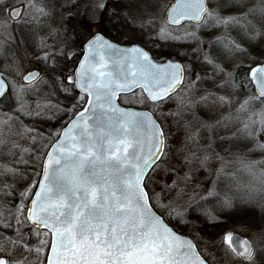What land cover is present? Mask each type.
<instances>
[{
  "label": "snow or ice",
  "instance_id": "snow-or-ice-1",
  "mask_svg": "<svg viewBox=\"0 0 264 264\" xmlns=\"http://www.w3.org/2000/svg\"><path fill=\"white\" fill-rule=\"evenodd\" d=\"M66 2L68 7H75V0ZM116 2L120 3V9L112 10L113 22L119 25L123 21L133 26L137 37L114 42L99 27L105 23L103 13L108 11V0H98L92 13L85 12L82 18L77 19L76 13L66 14L74 21L73 28L51 29L47 36L40 38V59L51 61V67L24 68L19 75L24 83L0 75V101L12 105L8 113L0 108V127L15 119L16 112L28 117L40 114L25 107L27 82L37 83L34 78H50L52 84L67 94L68 104V107L57 106L58 112L62 109L67 119L60 128L50 130L51 140L48 134L30 137L40 149L23 150L34 154L32 161L23 159V153L11 162L0 158V195L4 197L0 202V264H219L217 255L209 252V248L221 251L233 264H264V219L258 226H245L251 235L225 229L203 245L180 231L187 224L184 217L188 211L199 208L209 199L214 203L201 211L205 219L216 223H226L225 217L243 214L257 206L264 217V167L259 166L264 164V159L252 161L241 157V168L250 174V181L238 182L235 191L225 193L217 192L213 181L212 189L205 190L207 195L200 201L192 200L187 208L178 207L165 196L164 190L169 188L167 180L158 182L160 173L164 172L169 178L175 176L171 186H179L181 181L186 186L201 169L212 172L213 161L220 162L215 170L220 175L227 166L221 152L228 149L217 151V144L240 131L255 139L256 147L264 149V47L258 56L246 55L250 63L239 61L231 71L204 53L205 62L214 65L221 74L227 73V79L219 80L218 85L214 82L213 87L231 85V89H240L247 82L256 89L233 111L221 114L219 119L204 120L192 113L194 102L190 98L193 88L204 77L195 74L192 64L182 63L190 53L199 50L202 38L196 31L176 36L168 27L169 21L174 24L195 21V28L199 29L244 20L252 28L249 37L264 41V0L251 5H243L240 0H222L219 4H214V0H177L165 13L163 22L159 16L163 5H152L153 10L149 11L147 0ZM54 7L51 0H16V3L0 0V26L25 23L26 16L30 17V23H40ZM230 9L235 11L229 12ZM256 19L261 23L257 24ZM93 25L98 27L93 30ZM145 37L183 39L197 43L198 47L180 48L172 58H157L148 49ZM216 39H224L226 47L246 51L231 38ZM77 48L79 52L75 51ZM69 58L76 59L65 74L58 69L57 62ZM111 64L119 67L122 79L108 71ZM189 70L195 79L187 75ZM57 71L58 77L53 75ZM104 77L110 81L104 87L114 91L117 101L121 100L122 93H136L137 89L141 99L120 104L119 119L99 147L91 142L87 146L78 145L80 155L92 161L93 169L86 176H77L76 186L72 187L67 180L69 173L62 165L64 153L68 151L65 145L68 141L75 142L76 129L92 108L91 101L101 95ZM186 78L189 87L185 89ZM181 89L189 98L180 97ZM231 89L228 94L205 89L198 100L205 105L230 107ZM174 96L180 99L177 109L183 113L167 108L166 101ZM256 104L262 107L256 110ZM149 105L151 110H146ZM51 118L55 120L57 116ZM235 121H239L236 132H229L227 136L218 134L220 130L228 131L230 123ZM173 124L181 135L174 150L169 139ZM8 143L0 133V153L12 155L18 147L13 142L9 148ZM170 155L176 163H172ZM29 163L34 165L30 172L15 166ZM25 172L30 173L27 178H24ZM18 176L23 181V191L8 182H18ZM16 192L19 204L8 203Z\"/></svg>",
  "mask_w": 264,
  "mask_h": 264
},
{
  "label": "rangeland",
  "instance_id": "rangeland-1",
  "mask_svg": "<svg viewBox=\"0 0 264 264\" xmlns=\"http://www.w3.org/2000/svg\"><path fill=\"white\" fill-rule=\"evenodd\" d=\"M62 1L64 2V7L61 5ZM170 1L171 0H147V3L150 6L149 11L153 10V8L151 7L152 5H156V6L163 5L164 7L159 10L160 20L161 22H163L165 10H166L167 5L170 3ZM11 2L16 3V0H11ZM97 2L98 0H75V7H68L66 0H60L55 3L57 8L56 9L54 8L52 12L50 13V15L47 18L43 19L40 23H30L29 22L30 17L26 16L24 18L25 23L16 24L15 26L17 29L16 33H12L10 31L11 26H7V25L0 26V70L4 72V76H7L10 80L16 79L17 83H22V81L19 80L20 72L24 68L36 67L35 64H33L34 56L31 54V51L29 50V47L26 44L24 35L22 34L23 31H21L23 27L21 26H26L25 29L28 26L29 27H41L42 32L39 34L40 36L38 39V43L40 44V38L42 36H47V34L49 33L51 29L59 28L61 26H63L64 28H67V22L69 20L72 21L74 24V21L71 18L67 17L66 15L67 13L69 12L76 13L77 19L82 18L85 12H87L88 14L92 13L94 6ZM221 2L222 0H214V4H219ZM240 2L243 5H251V4L258 3V0H240ZM51 3L53 4V1H51ZM89 5H91V7H87ZM59 8H65L64 11H67V12L64 14H61L60 13L61 10L60 11L57 10ZM113 9L118 11L120 9V3H117L116 0H108V11L103 13L104 18H105V23L101 25L103 26L104 30L111 33L115 37L114 40L120 43L126 42L133 37H137L138 33L136 32V29L133 26L123 21L119 25L113 22L115 19L114 17H112ZM234 11H235L234 9L229 10V12H234ZM250 19H253V18L250 17ZM236 25L237 27H246L248 24H247V21L237 20L236 22H230L227 25L214 26L216 28L215 33L211 34L210 36L198 34V36L202 38V43H200L199 50L196 51L195 54L199 53L200 57L201 55L203 56L204 53L209 54L208 44L216 36L217 37L226 36L227 38H231V40H234L237 44L241 43L240 41H238L237 38L233 36V34H231L232 26H236ZM97 27L98 26L93 25V30H95ZM168 27L176 36H181V34L184 33L185 31H196L197 33L199 31V29L195 28L194 23H188V22H186L185 24L182 23V24H178L175 26L168 24ZM145 39L147 40V44H148L150 39H147L146 37ZM48 42L51 43L52 40L49 39ZM197 47L198 45H196V48ZM78 49L79 48L75 49V51ZM183 63L192 64L195 70V74L198 75L199 69L195 65L194 54L190 53L186 57L185 61H183ZM248 63H250V61L248 62L247 60L246 64ZM66 65H67L66 67L67 70L66 72H64L65 74H67L72 68L70 64L67 63ZM224 67L226 68V70L230 69L229 65L224 66ZM187 75L195 79V77L193 76L192 70H189ZM188 87H189V80L186 78L184 81V88L186 89ZM205 89L211 90V86L203 82H199V84L193 88V91L190 97L194 102L192 105V113L199 115L204 120L216 119L220 117V114L216 113V115H210L209 113H207L208 115H205V113H202L201 109L197 105L199 104L198 97L200 95H203ZM135 91L136 93L122 94L121 99L123 101H133V100L141 99V97L139 96V89ZM179 95L180 97H184L185 99L189 98L188 93L184 91L183 89L179 90ZM247 97L248 96H246L245 98ZM41 101H37L34 103V105H31V109H29V111H32V109H36L37 103L39 102V104H41L40 103ZM166 104H167V108H171L173 110H180L183 113L182 109H177V105L180 104V99L178 97L174 96L172 100L166 101ZM261 107L262 106L260 104L254 105V108L256 110H259ZM37 108L39 110L41 106ZM151 108H152V105H149L147 109L151 110ZM167 108H165V111L167 110ZM157 115L159 116V113H157ZM190 115L191 114H189V118H190ZM159 118L163 120V117H159ZM238 125L239 124H237L236 126H233V129L236 130L238 128ZM15 126L16 125L14 124V121L11 120L7 123L6 126L0 127V133H2L3 136L6 137L9 142L8 147L11 148L13 142L18 146L13 149L12 155H7L6 153H0V158L5 159L10 162L16 159H19L24 149H27L30 147H36L38 150H40L38 143H37V146H35V144H31L28 142L27 138H30L29 136H31V132L28 130L30 129V126L26 122L21 123L20 126H18V128ZM164 126H165V129L168 130L169 126L167 124H165ZM171 133L172 134L169 137V139L172 142L173 150H174L178 141L181 139V135L177 134V126L175 124L171 126ZM204 135L207 136V133H204ZM221 148H227L228 152H221V155L224 156V161L227 166L224 168L223 172L220 173V175H216L215 173V170L220 167V162L213 161L211 165L213 169L212 172H209L205 169H201L198 173L195 174L193 181L186 182V186H185V182L181 181V182H178L179 186L173 187L171 186V181L172 179H175V176H172L171 178H169L166 173L161 172L158 178V182L163 183L165 180H167V183L169 184V188L164 190L165 196L172 199L178 207L187 208L188 205L191 204L192 200H199L202 197L206 196L207 193L205 190L206 189L211 190L213 187V181L217 183L218 178H232L233 177L234 178L233 181L235 184L238 182L247 183L248 181H250L252 177L248 176V177L243 178L242 176V173L246 171L241 168V165H240L241 157H243L245 160H252V161H260L264 159L263 155L251 156L247 154L246 152L247 148L223 147L220 144L219 145L217 144V151H220ZM33 158H34L33 153H23V159L32 161ZM169 159L172 161V163H176V161L172 159L171 155ZM34 162L38 164V161H34ZM15 166L16 167H21V166L30 167L31 166L30 168L32 170L34 165L32 163H29L27 165L18 164ZM259 166L264 167V164H261ZM181 175H183V173H181ZM8 182L10 183V181ZM182 187H183V191H181ZM23 188H24V185L17 189H19L20 191H23ZM18 195H19L18 192L13 193V195L9 197L8 203L18 205L19 204V199L17 198ZM3 200H4V197L0 195V202H3ZM255 209L256 210L253 211L254 213L250 216H246V214L245 215L238 214L237 218L232 219V221L230 222V223H236V225L234 227H230L226 229L238 230L239 232L245 235H251V233L246 231L245 226H249V227L258 226L261 223L262 219H264V217H262L261 215V210L258 208V206ZM200 218H201L200 215H198V217L196 218H192L190 221L191 223L189 227L187 228L186 233L184 234H187L191 238L198 240L201 243V245H203L204 241L216 239L219 235L222 234V230H225V229H218L216 231H213L210 235L208 234L209 236L208 235L205 236L204 233L209 232V230L211 229L209 228V230H207L206 226H204L203 224L204 220H201ZM208 251L213 252L217 255L219 264H233L231 258L223 255L221 251H217V249H214V248H209ZM236 264H238V262H236Z\"/></svg>",
  "mask_w": 264,
  "mask_h": 264
},
{
  "label": "trees",
  "instance_id": "trees-1",
  "mask_svg": "<svg viewBox=\"0 0 264 264\" xmlns=\"http://www.w3.org/2000/svg\"><path fill=\"white\" fill-rule=\"evenodd\" d=\"M51 1H53V5H55V3L60 0H51ZM61 5L64 7L63 1ZM54 8L55 9L57 8L56 5ZM65 8H59L57 10L58 11L61 10L60 13L64 14L67 12V11H64ZM255 22L257 24L261 23L259 19H256ZM15 26L16 25L11 26L10 31L12 33H16L17 31ZM21 27H23L21 31H23L22 34L24 35L26 44L28 45L29 50L31 51V54L34 56L33 64H35L36 67H43V68L51 67V61H45L43 59H40L38 39L40 36L39 34L42 32L41 27H29L28 26L26 29H25L26 26H21ZM73 27H74L73 22L69 20L67 22V29H71ZM99 27L103 28V26L101 25ZM215 29H216L215 27H201L199 28L198 34L210 36L211 34L215 33ZM231 31H232L231 34H233V36L237 38L238 41L241 42L238 44L242 45L243 49L246 51L226 47L225 40L224 39L217 40L216 39L217 36L214 37L208 44L209 45V55L215 58L217 64L223 65V67L229 65L230 66V69H228L229 71H231L233 65L238 63L239 61H244V63L246 64V61H247L246 55L248 53H252L258 56L261 50V47H264V41H253L249 37L248 33L252 31V28L248 25L246 27H237V25L232 26ZM105 33H109V32L105 31ZM109 34H110V38L112 39L115 38L111 33ZM219 37L227 38L226 36H219ZM196 45L197 43L195 42L185 41L183 39L163 40V39L153 38V39H150V41L147 44V47L150 51H153L156 54L157 58H162V57H175L176 51L180 48H183L185 50L197 49ZM76 51L79 52V49ZM169 54H171V56ZM194 57H195V65L199 69L198 75L204 77V79L201 82L209 84L211 86V90L214 92L228 94L229 90L231 89V85H228L227 88L213 87L214 82L218 85L219 80L227 79V73L221 74L218 69H215L214 65H211L205 62L203 60V56L201 55L200 57L199 53L197 54L194 53ZM74 59L76 58H69L67 60H58L57 62L58 69L66 72L67 70L66 64L68 63L70 64V66H73ZM185 59L183 61H185ZM224 69L226 68L224 67ZM53 75L58 77L59 71L55 72ZM37 80L38 82L35 84H33L32 82L27 84L28 91L25 94L27 103L25 107L29 111V109H31V105H34V103L37 101L43 100L40 102L41 108L39 110L36 107V109H32L31 111L33 113L39 112L40 114L39 115L34 114L31 117H28L26 115H21L19 112H16V118L13 119V121H14V124L16 125L15 127L17 128L18 126H20L21 123L26 122L30 126V129H33V131H31V136H36L37 133H39L40 136L43 137L45 134H48V140H51L53 133H51L50 130L60 128L64 124L65 120L67 119V117L62 115V109L60 110L61 113L58 112L57 110V106L62 105L64 107H68L67 94L64 93L62 89H59L54 84H52L50 82V78H46L44 80H40L39 78H37ZM239 82L240 81L237 79V83ZM231 90H232L233 103L230 107L222 106L220 104H213V103H208L207 105H205L199 102V104L197 105L201 109V112L205 113V115H208L207 113H209L210 115H216V113L221 115L226 112H231L233 111V109L238 108L239 102H243L246 99L245 98L246 96L249 97L250 95L255 93L253 90L252 84H248L247 82L243 84L242 88L231 89ZM120 103H124V101L121 99ZM0 108L3 109L4 113H8L9 109L12 108V105H4V103L0 101ZM53 115L57 116V119L55 120L52 119L51 117ZM216 119H219V117ZM241 119H243L242 114H241ZM237 124H239V121L230 123L228 131L220 130L218 134L221 136H227L229 132H236L237 129L236 130L233 129V126H236ZM238 128H239V125H238ZM27 140L29 143L34 144V142L30 138H27ZM47 142L48 141L46 140L45 143ZM219 144L223 147L247 148L246 150L247 154L251 156L263 155L264 157V149H260L259 147H256L257 141L251 137L246 136L243 133V131H240L239 133H237L236 136H233L230 139H226L224 141L218 142V145ZM35 146H37V143L35 144ZM30 167L21 166L19 168L21 170H23L24 168H27L30 172L31 170ZM36 171H39V167H36ZM29 174L30 173L25 172L24 178H27ZM242 176L243 178L248 177V176L251 177L250 174L247 172H243ZM17 179H18V182L10 181V183L13 184L14 188H20L24 185L23 181H21V178L19 176ZM233 179H234L233 177L232 178H218L217 183H216V191L220 193H225V192H228L229 190L235 191L236 189L234 187L235 183ZM200 200L201 199L197 201H200ZM213 203L214 201L212 199H209V200L202 202L199 208L193 207L192 209H190L188 211V214L184 217V219L187 221V224L186 226L180 227V231L182 233H186V230L191 223L190 222L191 219L198 217V215L201 216L200 218L201 220H204L203 224L204 226H206L207 230H209V228L211 229L209 230V232L204 233L205 236L208 234L210 235L213 231H216L218 229H226V228L234 227L236 223H230V222L232 221V219H236L238 214H234L230 217H225L226 223H216V222H213L211 220H207L204 218V215L201 210L204 208L211 207ZM255 208L254 207L250 208L249 210L244 212L242 215H245V214L246 216L252 215L254 213L253 211L256 210Z\"/></svg>",
  "mask_w": 264,
  "mask_h": 264
},
{
  "label": "water",
  "instance_id": "water-1",
  "mask_svg": "<svg viewBox=\"0 0 264 264\" xmlns=\"http://www.w3.org/2000/svg\"><path fill=\"white\" fill-rule=\"evenodd\" d=\"M176 2L177 0H171L166 7L165 13L170 8V6L176 4ZM182 22L185 23V21H180L179 23L175 24L169 21L168 23L175 26ZM113 41L117 42L115 40ZM125 46L127 45L125 44ZM108 71L114 73L115 77L117 78H123L119 67L115 64L109 65ZM0 75H4V72L1 70ZM109 82L110 81L108 77L103 78V83L100 86L101 95L98 99L93 98V100L91 101L92 108L88 112L87 116L83 118L81 127L76 129V135L73 138L75 142H66L65 147L68 149V151L64 153V160L62 161V165L64 166L65 170L69 173L67 180L72 187L76 186L77 176H86L93 169L92 161L85 160L80 155V149L78 145L84 144L85 146H87V144L91 142L97 147H99L101 144H103L105 135H108L112 132L113 128L115 127V122L119 119V115L121 112L120 104L122 103H120V101H117L113 90L104 87V84ZM28 83H31V81L27 82V84ZM252 86L254 91L256 92L255 86ZM137 107L139 108V106ZM234 231L239 232L238 230ZM185 235L190 237L187 234Z\"/></svg>",
  "mask_w": 264,
  "mask_h": 264
},
{
  "label": "flooded vegetation",
  "instance_id": "flooded-vegetation-1",
  "mask_svg": "<svg viewBox=\"0 0 264 264\" xmlns=\"http://www.w3.org/2000/svg\"><path fill=\"white\" fill-rule=\"evenodd\" d=\"M188 23H190V22H188ZM95 26V25H94Z\"/></svg>",
  "mask_w": 264,
  "mask_h": 264
}]
</instances>
